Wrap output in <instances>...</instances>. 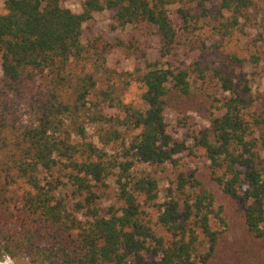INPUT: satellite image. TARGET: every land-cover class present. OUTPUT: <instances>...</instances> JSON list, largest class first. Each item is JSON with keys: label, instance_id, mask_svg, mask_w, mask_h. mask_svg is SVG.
Here are the masks:
<instances>
[{"label": "trees", "instance_id": "16d2710c", "mask_svg": "<svg viewBox=\"0 0 264 264\" xmlns=\"http://www.w3.org/2000/svg\"><path fill=\"white\" fill-rule=\"evenodd\" d=\"M61 2L3 0L0 259L264 264V86L252 90L230 48L256 29L248 62L264 77V0H84L79 13ZM105 10L114 31L147 27L159 57L149 61L134 38L84 39V24ZM114 51L133 68L110 67ZM131 86L142 107L125 102ZM166 111L180 115V139ZM198 151L202 167L176 158ZM165 164L172 179L161 201ZM114 171L115 202L102 206Z\"/></svg>", "mask_w": 264, "mask_h": 264}, {"label": "rangeland", "instance_id": "374dc122", "mask_svg": "<svg viewBox=\"0 0 264 264\" xmlns=\"http://www.w3.org/2000/svg\"><path fill=\"white\" fill-rule=\"evenodd\" d=\"M62 5L73 12L79 13L82 8V3L84 0H61ZM175 7H170V11H174ZM5 13L3 7V0H0V14ZM112 14L109 11H102L99 13H94L93 17L90 21L84 24L83 28V37L84 39H91L95 36L102 35L108 40H116V39H130L134 38L137 40V44L146 51L147 58L149 61H154L159 57L158 48L159 44L157 39L152 36L149 32L150 30L145 27H126L125 29H117L112 30ZM256 37V29L247 28L245 29L244 35L236 34L233 38L230 48L232 50H236L242 59L245 60L244 63V71L248 73V76L251 80V87L253 91L261 90L264 86V77L262 76L259 67H253L249 62V57L252 53H254V48L252 45V40ZM178 58L183 59L185 56V49H179ZM197 52L191 53L189 52L186 56L185 62L188 64L192 60L196 59ZM135 63L134 59H125L123 54L120 51H114L108 57V64L112 68H116L118 70H131ZM1 75V69H0ZM191 78L194 79L193 75ZM193 86L192 90H198L197 92L204 91L206 94L212 95L216 92V88L213 86H206L195 84L194 81H191ZM211 85V84H210ZM141 92L137 89L136 86H131L129 92L125 95V102H132L133 104L142 107V102L140 98ZM180 115L175 113L174 111H166L165 119L168 124V129L173 134L174 137L180 139L183 136L184 129H180L177 127V120ZM87 136L90 141L96 143V138L94 137V128L93 126H87ZM121 144V143H120ZM121 150V145L115 147L114 149H106L109 155L119 156ZM179 159L180 164L186 168H195L202 167L207 163L205 157L203 156L201 151H198L195 156L188 154V152H183L176 156ZM138 168H143V165H137ZM115 171L110 174L107 180L108 190L102 200V206H107L115 202V195L117 191V186L115 183ZM157 178L159 180L160 186V200H163L164 190L168 186V182L172 179V166L170 164H165L162 167L158 174ZM6 260H10L11 264H30L27 259L24 257H19L17 260L10 259L8 257H3L0 259V264H4Z\"/></svg>", "mask_w": 264, "mask_h": 264}, {"label": "clouds", "instance_id": "9594fccd", "mask_svg": "<svg viewBox=\"0 0 264 264\" xmlns=\"http://www.w3.org/2000/svg\"><path fill=\"white\" fill-rule=\"evenodd\" d=\"M4 264H11V261H10V260H6V261L4 262Z\"/></svg>", "mask_w": 264, "mask_h": 264}]
</instances>
